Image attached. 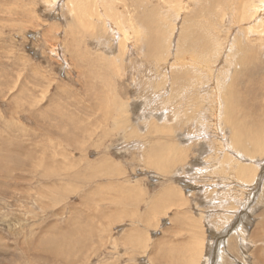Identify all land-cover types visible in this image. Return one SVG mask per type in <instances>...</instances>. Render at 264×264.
Listing matches in <instances>:
<instances>
[{"label": "rangeland", "instance_id": "rangeland-1", "mask_svg": "<svg viewBox=\"0 0 264 264\" xmlns=\"http://www.w3.org/2000/svg\"><path fill=\"white\" fill-rule=\"evenodd\" d=\"M263 16L0 0V264H264Z\"/></svg>", "mask_w": 264, "mask_h": 264}, {"label": "bare ground", "instance_id": "bare-ground-1", "mask_svg": "<svg viewBox=\"0 0 264 264\" xmlns=\"http://www.w3.org/2000/svg\"><path fill=\"white\" fill-rule=\"evenodd\" d=\"M99 1V0H98ZM181 1V0H180ZM241 2V1H240ZM100 3V2H99ZM163 3H164V1H163ZM242 4V3H241ZM167 6V5H166ZM194 6V5H193ZM239 7V6H238ZM173 9H174V7H173ZM239 9V8H238ZM102 11V10H101ZM164 12V11H163ZM236 12V11H235ZM234 12V13H235ZM243 15V14H242ZM263 15V14H262ZM244 16V15H243ZM247 16H248V14H247ZM246 16V17H247ZM264 17V16H263ZM232 18V17H231ZM233 18H234V16H233ZM133 19H134V17H133V14L131 13V16H130V20L131 21H133ZM262 20V19H261ZM232 21V20H231ZM234 21V20H233ZM236 21V20H235ZM241 21V20H240ZM120 22V21H119ZM231 25V24H230ZM258 27H260V26H258ZM263 28V27H262ZM114 30V29H113ZM242 30V29H241ZM256 30V29H255ZM250 32H252V31H250ZM225 34V33H224ZM250 35V34H249ZM248 36V35H247ZM264 37V36H263ZM128 39V38H127ZM137 49V48H136ZM160 64H161V62H160ZM15 127V126H14ZM152 141V140H151ZM16 142V141H15ZM257 146V145H256ZM156 163V162H155ZM100 165V164H99ZM104 166V165H103ZM152 166V165H151ZM101 168V167H100ZM164 168H167V166H165ZM22 169V168H21ZM168 169V168H167ZM24 169H22L21 170V172L23 171ZM33 171V170H32ZM124 189V188H123ZM127 190V189H126ZM201 191V190H200ZM136 192V191H135ZM131 194H132V192H131ZM139 194V193H138ZM230 194V193H229ZM129 196H130V194H128ZM166 195H167V197H168V199L169 200H172V201H175V199H174V197H176V194H175V191L174 190H172L171 188H169V189H167V192H166ZM133 196V195H132ZM238 197V196H237ZM139 198V197H138ZM104 199V198H103ZM104 201V200H103ZM134 201V200H133ZM100 203V202H99ZM171 228V227H170Z\"/></svg>", "mask_w": 264, "mask_h": 264}]
</instances>
